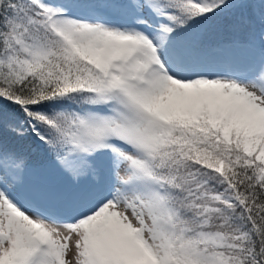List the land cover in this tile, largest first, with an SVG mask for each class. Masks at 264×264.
I'll return each instance as SVG.
<instances>
[{
  "label": "snow or ice",
  "instance_id": "1",
  "mask_svg": "<svg viewBox=\"0 0 264 264\" xmlns=\"http://www.w3.org/2000/svg\"><path fill=\"white\" fill-rule=\"evenodd\" d=\"M0 264H264V0H0Z\"/></svg>",
  "mask_w": 264,
  "mask_h": 264
},
{
  "label": "trees",
  "instance_id": "2",
  "mask_svg": "<svg viewBox=\"0 0 264 264\" xmlns=\"http://www.w3.org/2000/svg\"><path fill=\"white\" fill-rule=\"evenodd\" d=\"M212 35L215 38H218V39H227V38H229L227 33H222V32L216 31V30H212Z\"/></svg>",
  "mask_w": 264,
  "mask_h": 264
}]
</instances>
